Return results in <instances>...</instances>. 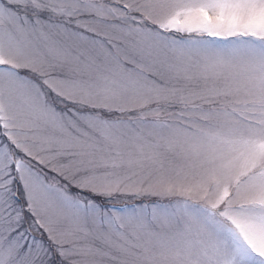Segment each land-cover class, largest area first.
Returning <instances> with one entry per match:
<instances>
[{"label": "snow or ice", "instance_id": "1", "mask_svg": "<svg viewBox=\"0 0 264 264\" xmlns=\"http://www.w3.org/2000/svg\"><path fill=\"white\" fill-rule=\"evenodd\" d=\"M0 264H264V0H0Z\"/></svg>", "mask_w": 264, "mask_h": 264}]
</instances>
